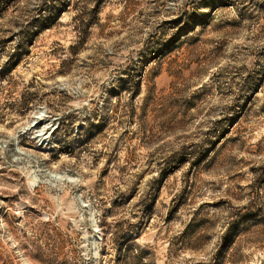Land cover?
Returning <instances> with one entry per match:
<instances>
[{
	"label": "rangeland",
	"instance_id": "374dc122",
	"mask_svg": "<svg viewBox=\"0 0 264 264\" xmlns=\"http://www.w3.org/2000/svg\"><path fill=\"white\" fill-rule=\"evenodd\" d=\"M0 264H264V0H0Z\"/></svg>",
	"mask_w": 264,
	"mask_h": 264
}]
</instances>
